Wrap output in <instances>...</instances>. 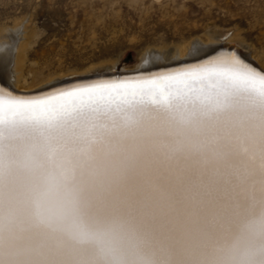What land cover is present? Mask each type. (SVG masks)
<instances>
[{
  "label": "snow or ice",
  "instance_id": "1",
  "mask_svg": "<svg viewBox=\"0 0 264 264\" xmlns=\"http://www.w3.org/2000/svg\"><path fill=\"white\" fill-rule=\"evenodd\" d=\"M0 264H264V70L0 88Z\"/></svg>",
  "mask_w": 264,
  "mask_h": 264
},
{
  "label": "rangeland",
  "instance_id": "2",
  "mask_svg": "<svg viewBox=\"0 0 264 264\" xmlns=\"http://www.w3.org/2000/svg\"><path fill=\"white\" fill-rule=\"evenodd\" d=\"M6 29L19 36L18 85L30 91L106 66L133 73L149 52L168 62L196 42L235 46L264 67V0H0Z\"/></svg>",
  "mask_w": 264,
  "mask_h": 264
},
{
  "label": "bare ground",
  "instance_id": "3",
  "mask_svg": "<svg viewBox=\"0 0 264 264\" xmlns=\"http://www.w3.org/2000/svg\"><path fill=\"white\" fill-rule=\"evenodd\" d=\"M12 30H15V28ZM12 30L6 29L4 31L3 30L0 31V60H2V64H0V68L3 69V71L0 72V88H4L7 91H11L16 94H22L27 96L28 94H36V92L39 91L43 92L44 90L48 91L54 88H58L60 87V85H62V83L65 82L75 83V82L83 81L81 80L82 78L94 79L90 77L95 76V79H98V78H107V76H113L114 74H118L114 72L113 70L114 66H106L104 68L105 72L103 73L96 70V72H94L92 75H86L81 78H73V79L71 78L68 81L55 80L48 83L47 85L40 86V88L34 91H30V89L26 90L18 85V79L21 74L20 66H21L22 56L19 55V49L21 44H20L19 36H17L16 33H12ZM9 36H13V39L12 40L8 39ZM201 46L196 42L193 45H191V48H189L190 46L188 47L189 51L188 52L186 51L187 53L184 54L181 53L176 55L174 54L175 56L171 57L168 60V62H166V60L162 58L161 54H159L160 52L159 53L149 52L143 57V59L141 60L142 62L138 66V68L135 69L136 72L133 73L139 74L137 75V77H141V78L148 77V75L143 73H149V72H152L151 76L155 74L160 75L166 72L177 70L179 68H185V67H191L197 65L198 63L204 62L207 58L216 55L229 56L233 52V47H229L226 45H224L221 48L218 47L203 48ZM244 56L241 57L245 59L248 63H250L257 69L264 70L263 66L259 65L257 62L255 64L252 63L251 61L246 59L247 57L244 58ZM75 85L79 86L82 84H75Z\"/></svg>",
  "mask_w": 264,
  "mask_h": 264
},
{
  "label": "water",
  "instance_id": "4",
  "mask_svg": "<svg viewBox=\"0 0 264 264\" xmlns=\"http://www.w3.org/2000/svg\"><path fill=\"white\" fill-rule=\"evenodd\" d=\"M151 73L152 72H149V73H143V74H146L148 75V77H152L151 76ZM150 74V75H149ZM137 75L139 74H135V73H128V74H114L113 76H107V78H98V79H95V76L93 77H90V78H94V79H88V78H82L81 80L83 81H79V82H65V83H62V85H60V87L58 88H54V89H51V90H48V91H39V92H36V94H28L27 96L25 95H22V94H16V93H13L14 95H18V96H25V97H32V96H37V95H47L49 94L50 92H55V91H62V90H69L73 87H76L75 84H82V85H85V84H90V83H98V82H103V81H108V80H118V79H136V78H141V77H137ZM161 75V74H160ZM153 76H156L153 75ZM88 79V80H87ZM73 86V87H72ZM11 92V91H10Z\"/></svg>",
  "mask_w": 264,
  "mask_h": 264
}]
</instances>
